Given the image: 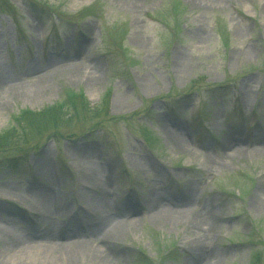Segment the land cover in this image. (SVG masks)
<instances>
[{
	"label": "rangeland",
	"instance_id": "374dc122",
	"mask_svg": "<svg viewBox=\"0 0 264 264\" xmlns=\"http://www.w3.org/2000/svg\"><path fill=\"white\" fill-rule=\"evenodd\" d=\"M66 90L91 107L110 90L131 119L0 150L2 264H36L44 230L69 247L59 264H264V143H247L264 135V0H0V133Z\"/></svg>",
	"mask_w": 264,
	"mask_h": 264
},
{
	"label": "trees",
	"instance_id": "16d2710c",
	"mask_svg": "<svg viewBox=\"0 0 264 264\" xmlns=\"http://www.w3.org/2000/svg\"><path fill=\"white\" fill-rule=\"evenodd\" d=\"M173 9L179 11L176 5ZM177 24L179 25L178 22ZM200 85L198 81L191 83L194 89L199 88ZM110 97L111 91L108 90L100 104L91 107L82 94L66 90L62 101L54 106L47 107L39 113L22 111L17 116H13L10 127L0 133V150L35 152L37 149L35 150L33 142L36 140L61 141L74 138L73 129L85 127L88 131L83 136H92L98 132H105L111 123L129 122L131 117L110 115ZM149 143L151 145V142ZM260 260V253H255L251 264H260ZM142 262L154 264L148 259Z\"/></svg>",
	"mask_w": 264,
	"mask_h": 264
},
{
	"label": "bare ground",
	"instance_id": "6f19581e",
	"mask_svg": "<svg viewBox=\"0 0 264 264\" xmlns=\"http://www.w3.org/2000/svg\"><path fill=\"white\" fill-rule=\"evenodd\" d=\"M31 73V76L32 75H35V73H33V72H30ZM3 81H6L7 79L6 78H1ZM6 83V82H5ZM238 139H232V141L230 142V143H228L227 145H226V148H230L231 146H232V148H235V143H236V141H237ZM176 142L178 143V144H181L183 141L182 140H179V139H176ZM248 142H250L251 144H263L264 143V135H261V136H259V137H257L254 141H247V143ZM82 154V153H81ZM79 155V157H81L82 158V160L83 159H89V158H91V156H89V155ZM84 161V160H83ZM83 171H84V173H89V175H88V177H84L83 179H84V182H86V183H88V184H90V185H92V186H94V187H98V188H100V190H101V193H102V195L103 196H105L106 195V191H105V188L107 187V186H109L111 183H112V181L110 180V179H108V180H106V181H102V180H100V179H98V178H91V175H92V173L95 171L92 167L91 168H88V167H84V169H83ZM94 187H92V188H94ZM187 193L188 194H190L191 195V191L190 190H188L187 191ZM41 195V197L42 198H39V196H38V194H37V200H35V203L37 204L36 206L38 207V208H41V209H43L44 211H46L47 213L49 212V213H51L50 212V210H51V208H50V206L45 202V201H47L48 202V200H49V198L48 197H50L48 194H44V193H41L40 194ZM44 196H48V197H44ZM43 200H45V201H43ZM155 201H158L157 203H156V205L154 206V207H156V214H158L159 215V208H161V209H163L162 208V206L164 205V203H163V198H162V200L160 201V195L158 194L155 198H154V201L153 202H155ZM167 203L169 204V205H171V206H173V204L170 202V200H168L167 201ZM99 210V209H98ZM159 212H158V211ZM199 215V214H198ZM197 216V214L194 216V217H192V222H193V224H194V226H195V228H200V229H202L204 226H208V229H207V231L208 230H210L211 228H209L211 225H212V219H213V216H212V214L211 213H208L206 216H203V215H200V216H198V218H197V220H196V222L194 221V218ZM101 223V225H103V226H105V227H107V224H108V219H102V221L100 222ZM120 226H117V227H115V228H113L112 230H110L109 232H108V235H110V236H116L117 234H119L118 233V231H120V228H119ZM34 234H33V236H31V237H37V236H39V237H44L45 239H46V245H40V246H37L36 247V249H37V251L38 252H40V251H42L43 252V255H42V257H41V259L39 260V259H36L37 258V255H34L33 254V256H31L32 254H31V252L29 251V253H28V255L26 256L27 257V259H32V258H35V260H34V262L36 263V264H55V261H56V264H59V260L57 259V256H56V254H55V249L57 248V249H59L60 251H63V250H65V248H69V247H61V246H57L52 240H54L56 237H57V235H55V233L52 231V230H44V232L43 233H41V232H33ZM83 234H84V237H83V239H85V240H83V242H81V243H79V244H77V245H84V244H87V241L88 242H91V240H87V239H91V236H85V235H87V233L88 232H82ZM76 236H78L77 234H76ZM79 237V236H78ZM15 239V238H14ZM14 244H17V241H14L13 242ZM97 248H99V247H97ZM96 253H97V255H99V257L102 259V260H104L103 259V257L100 255V253H99V251H96ZM18 259H15V260H12L11 262L12 263H14L15 264V262L17 261ZM15 261V262H14ZM19 261V260H18ZM2 262H3V258H0V264H2ZM17 263V262H16ZM105 263V262H104Z\"/></svg>",
	"mask_w": 264,
	"mask_h": 264
}]
</instances>
